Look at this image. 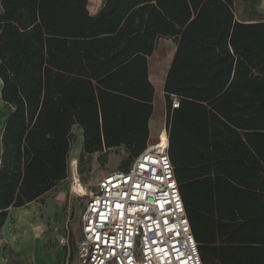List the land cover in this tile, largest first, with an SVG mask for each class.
Masks as SVG:
<instances>
[{
  "label": "trees",
  "instance_id": "trees-1",
  "mask_svg": "<svg viewBox=\"0 0 264 264\" xmlns=\"http://www.w3.org/2000/svg\"><path fill=\"white\" fill-rule=\"evenodd\" d=\"M0 0V228L79 160L148 139L147 58L176 43L164 82L169 157L203 264H264V21L234 0ZM178 97L171 107V96Z\"/></svg>",
  "mask_w": 264,
  "mask_h": 264
},
{
  "label": "built area",
  "instance_id": "built-area-1",
  "mask_svg": "<svg viewBox=\"0 0 264 264\" xmlns=\"http://www.w3.org/2000/svg\"><path fill=\"white\" fill-rule=\"evenodd\" d=\"M178 104L172 95L171 107ZM168 151L164 123L126 169L75 191L84 197L81 263L203 264Z\"/></svg>",
  "mask_w": 264,
  "mask_h": 264
},
{
  "label": "rangeland",
  "instance_id": "rangeland-1",
  "mask_svg": "<svg viewBox=\"0 0 264 264\" xmlns=\"http://www.w3.org/2000/svg\"><path fill=\"white\" fill-rule=\"evenodd\" d=\"M102 0H88V5L101 4ZM88 7V6H87ZM10 110L9 106L0 104V113ZM74 139L68 158V174L64 181L52 189L51 196L47 199L44 207L39 206L38 215L41 216L42 225L36 228L40 237V254L44 261L55 264L60 252L62 260L58 264H83L78 253V243L81 239L80 217L84 204V197L78 196L75 191L90 186L102 175L109 171L123 168L128 161V152L121 146L111 149L105 156L98 152L86 154L79 160L81 151V129L73 127ZM82 185L77 190L72 188L75 184ZM42 204L44 198L38 200ZM46 207V209H45ZM9 222H7L8 226ZM11 244H14L12 235L8 234ZM25 251L15 252L10 244H5L4 237L0 235V259L6 260L7 264H30ZM49 263V262H46Z\"/></svg>",
  "mask_w": 264,
  "mask_h": 264
},
{
  "label": "crops",
  "instance_id": "crops-1",
  "mask_svg": "<svg viewBox=\"0 0 264 264\" xmlns=\"http://www.w3.org/2000/svg\"><path fill=\"white\" fill-rule=\"evenodd\" d=\"M100 6L101 4L96 5V3H93L92 5H88V10L91 14H94ZM234 18L242 23L264 21V0H234ZM175 50L176 43L172 38L161 37L156 47L147 58L148 77L154 87L153 110L148 119L149 140L154 138L164 123L167 124L164 82ZM0 104H5L1 101V98ZM9 108L10 110L5 113H0V147L2 126L5 118L11 111L10 106ZM80 144L82 147V136ZM51 193L52 190L46 192L38 199L41 200L44 198L45 202L43 204L35 200L19 207H9L7 218L0 228V235L4 237L5 244H10L15 252L25 251L28 255L27 257L30 264H51L50 261H44L40 254H36L37 250L40 252L39 247L43 252L48 253L40 245V237L36 228L42 225L41 216L40 214L38 215V211L40 210L39 206L44 207V205L47 204L46 202L49 198L47 196H51ZM7 222H9L8 226L6 225ZM9 233L13 237V245L8 236ZM62 257L63 253L60 252L55 264H58V262L62 260ZM0 264H7V262L5 259L1 258Z\"/></svg>",
  "mask_w": 264,
  "mask_h": 264
},
{
  "label": "bare ground",
  "instance_id": "bare-ground-1",
  "mask_svg": "<svg viewBox=\"0 0 264 264\" xmlns=\"http://www.w3.org/2000/svg\"><path fill=\"white\" fill-rule=\"evenodd\" d=\"M82 185L79 184H75L74 186H72V188L77 190V187H81ZM80 189H78L77 191H79ZM83 190V189H82ZM81 191V190H80ZM83 258V257H82ZM81 261V260H80Z\"/></svg>",
  "mask_w": 264,
  "mask_h": 264
}]
</instances>
